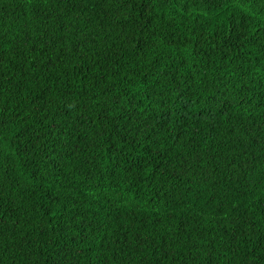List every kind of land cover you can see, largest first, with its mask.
<instances>
[{"label":"trees","instance_id":"1","mask_svg":"<svg viewBox=\"0 0 264 264\" xmlns=\"http://www.w3.org/2000/svg\"><path fill=\"white\" fill-rule=\"evenodd\" d=\"M0 264H264V0H0Z\"/></svg>","mask_w":264,"mask_h":264}]
</instances>
